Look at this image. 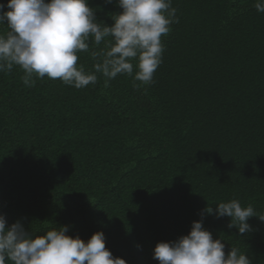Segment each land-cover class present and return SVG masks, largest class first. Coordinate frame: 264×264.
<instances>
[{
	"label": "trees",
	"instance_id": "1",
	"mask_svg": "<svg viewBox=\"0 0 264 264\" xmlns=\"http://www.w3.org/2000/svg\"><path fill=\"white\" fill-rule=\"evenodd\" d=\"M255 3L171 0L178 22L161 37L162 62L148 85L118 75L105 87L96 73L81 89L47 76L29 87L18 66L0 72L7 225L19 221L33 236L68 226L85 242L102 231L114 257L159 264L156 244L202 220L226 254L235 247L264 264V222L251 217L253 230L240 234L230 217L215 215L232 199L264 215V13ZM89 6L109 26L122 12L115 0ZM110 39L78 54L86 73L91 52Z\"/></svg>",
	"mask_w": 264,
	"mask_h": 264
},
{
	"label": "clouds",
	"instance_id": "2",
	"mask_svg": "<svg viewBox=\"0 0 264 264\" xmlns=\"http://www.w3.org/2000/svg\"><path fill=\"white\" fill-rule=\"evenodd\" d=\"M115 2L122 12L111 17L110 26L97 22L89 0H8L6 5L0 4V24L6 21L8 29L0 35V72L18 66L29 87L34 86L33 77L47 76L81 89L96 83V73L106 78L105 87L118 75L150 84L162 62L161 37L178 22L176 9L171 0ZM254 6L264 13V0H256ZM108 37L104 49L91 52L94 71L86 73L78 65V54L89 51V42L99 46ZM204 212L212 214L213 208L206 207ZM215 215L230 217L228 228H236L240 234L253 230L249 218L264 222V215L251 205L242 207L236 199L217 204ZM67 232L68 226H60L33 236L19 221L8 226L5 215L0 214V264H127L106 248L102 231L93 233L87 242ZM153 259L159 264H252L238 248L231 247L226 254L225 243L213 239L202 220L194 221L187 235L157 243Z\"/></svg>",
	"mask_w": 264,
	"mask_h": 264
}]
</instances>
